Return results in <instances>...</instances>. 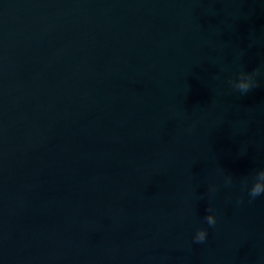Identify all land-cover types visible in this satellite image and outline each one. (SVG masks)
Here are the masks:
<instances>
[{
	"label": "water",
	"instance_id": "95a60500",
	"mask_svg": "<svg viewBox=\"0 0 264 264\" xmlns=\"http://www.w3.org/2000/svg\"><path fill=\"white\" fill-rule=\"evenodd\" d=\"M261 168L264 0H0V264H264Z\"/></svg>",
	"mask_w": 264,
	"mask_h": 264
},
{
	"label": "clouds",
	"instance_id": "9594fccd",
	"mask_svg": "<svg viewBox=\"0 0 264 264\" xmlns=\"http://www.w3.org/2000/svg\"><path fill=\"white\" fill-rule=\"evenodd\" d=\"M261 69H256L252 73H242L240 77L234 81V88L241 94L247 93L250 89L256 86V75ZM264 196V168L258 169L251 177L250 186L248 188V197L254 200L257 197ZM209 226H214L217 223V217L214 214H209L206 218ZM208 238V229L198 227L193 233V240L197 243H203Z\"/></svg>",
	"mask_w": 264,
	"mask_h": 264
}]
</instances>
